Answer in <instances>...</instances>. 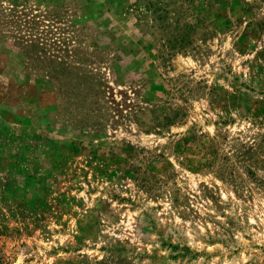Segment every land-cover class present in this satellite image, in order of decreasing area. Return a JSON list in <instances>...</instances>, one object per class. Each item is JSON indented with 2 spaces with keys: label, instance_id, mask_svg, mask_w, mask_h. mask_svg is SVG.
Instances as JSON below:
<instances>
[{
  "label": "rangeland",
  "instance_id": "rangeland-1",
  "mask_svg": "<svg viewBox=\"0 0 264 264\" xmlns=\"http://www.w3.org/2000/svg\"><path fill=\"white\" fill-rule=\"evenodd\" d=\"M146 1L0 0V264H264V0Z\"/></svg>",
  "mask_w": 264,
  "mask_h": 264
},
{
  "label": "trees",
  "instance_id": "trees-1",
  "mask_svg": "<svg viewBox=\"0 0 264 264\" xmlns=\"http://www.w3.org/2000/svg\"><path fill=\"white\" fill-rule=\"evenodd\" d=\"M182 1H183V2H186V5L183 4V5L185 6L186 9L191 8L192 5H193V3H194V0H182ZM152 6H154L153 2H151L150 0L146 1V4H145V6H144L145 11L150 10ZM157 12H160V13L158 14V16L156 17L157 20H160L159 26L161 27V29H165V27L167 26V24H169V23H167V24L164 23V22H166V20H167V19H166V14H165L167 11H166L165 9H163V8L153 9V13H157ZM161 12H164V14H162ZM176 12H177L178 15H179L180 12H182V9H179V10H177ZM140 14L143 15L144 12H141ZM178 15H177L176 18H179ZM163 21H164V22H163ZM175 21L177 22L178 20H175ZM168 26H169V25H168ZM185 39H186V38H185V36L183 35V36L181 37V39H179V41H180V42H183Z\"/></svg>",
  "mask_w": 264,
  "mask_h": 264
}]
</instances>
